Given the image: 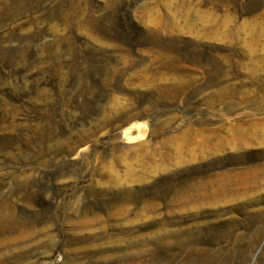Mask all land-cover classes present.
<instances>
[{
    "label": "rangeland",
    "instance_id": "obj_1",
    "mask_svg": "<svg viewBox=\"0 0 264 264\" xmlns=\"http://www.w3.org/2000/svg\"><path fill=\"white\" fill-rule=\"evenodd\" d=\"M0 264H264V0H0Z\"/></svg>",
    "mask_w": 264,
    "mask_h": 264
},
{
    "label": "bare ground",
    "instance_id": "obj_2",
    "mask_svg": "<svg viewBox=\"0 0 264 264\" xmlns=\"http://www.w3.org/2000/svg\"><path fill=\"white\" fill-rule=\"evenodd\" d=\"M254 127V126H253ZM253 130V129H252ZM246 132V131H245ZM144 133V132H143ZM249 134V133H248ZM144 137V136H143ZM254 137H256V135H254ZM252 139V138H251ZM207 140V139H206ZM250 140L249 139V135H247L246 133H244L243 131H236L234 134H233V138H232V143L233 145L236 147V148H240L242 146H244L247 141ZM253 140V139H252ZM250 142V141H249ZM210 143V142H209ZM211 144V143H210ZM204 145V144H203ZM223 146V145H222ZM203 151V150H202ZM205 152V151H203ZM213 152V151H212ZM215 152V151H214ZM204 154V153H203ZM148 157V156H147ZM151 160V159H150ZM152 161V160H151ZM144 162V161H143ZM135 173V172H134ZM130 177V176H129ZM137 177V176H135ZM134 181V180H132Z\"/></svg>",
    "mask_w": 264,
    "mask_h": 264
}]
</instances>
